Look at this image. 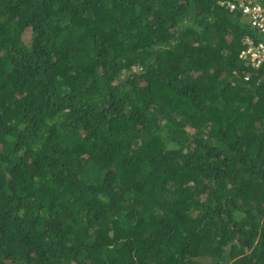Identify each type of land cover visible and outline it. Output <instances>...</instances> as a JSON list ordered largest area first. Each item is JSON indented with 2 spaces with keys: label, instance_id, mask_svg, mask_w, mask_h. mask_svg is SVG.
Here are the masks:
<instances>
[{
  "label": "trees",
  "instance_id": "1",
  "mask_svg": "<svg viewBox=\"0 0 264 264\" xmlns=\"http://www.w3.org/2000/svg\"><path fill=\"white\" fill-rule=\"evenodd\" d=\"M225 1L0 0V264H264V66Z\"/></svg>",
  "mask_w": 264,
  "mask_h": 264
},
{
  "label": "built area",
  "instance_id": "2",
  "mask_svg": "<svg viewBox=\"0 0 264 264\" xmlns=\"http://www.w3.org/2000/svg\"><path fill=\"white\" fill-rule=\"evenodd\" d=\"M224 3L230 11H239L246 17L253 32L245 36L239 58L254 67L264 66V41L257 37V33L264 36V0H227Z\"/></svg>",
  "mask_w": 264,
  "mask_h": 264
},
{
  "label": "rangeland",
  "instance_id": "3",
  "mask_svg": "<svg viewBox=\"0 0 264 264\" xmlns=\"http://www.w3.org/2000/svg\"><path fill=\"white\" fill-rule=\"evenodd\" d=\"M241 20H242L244 23L247 24V18H246V17L243 16V17L241 18ZM247 25H248V24H247ZM257 37H258L259 40H263V41H264V36H263V35L257 33Z\"/></svg>",
  "mask_w": 264,
  "mask_h": 264
}]
</instances>
